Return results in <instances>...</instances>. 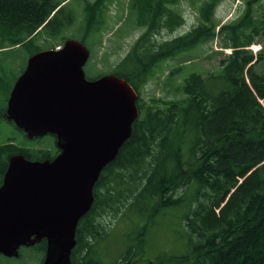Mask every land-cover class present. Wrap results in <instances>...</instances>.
<instances>
[{
  "label": "trees",
  "instance_id": "trees-1",
  "mask_svg": "<svg viewBox=\"0 0 264 264\" xmlns=\"http://www.w3.org/2000/svg\"><path fill=\"white\" fill-rule=\"evenodd\" d=\"M67 1L0 0V30L14 35L13 46H33L44 36L67 40L64 32L75 20ZM77 1L84 3L79 42L91 37L101 42L108 26L107 5L114 0ZM198 1V24L160 43L152 37L184 24L182 0H130L118 31L137 27L145 32L111 74L137 91L140 117L95 185L93 206L77 228L71 264H136L155 219L183 207L189 209L182 220L194 248L180 264H264V71L257 70L264 53L249 50L256 38L264 37V27L255 24L252 15L262 0H245L241 16L222 26L215 12L223 0ZM217 40L231 54L220 61L218 71L186 78L177 88L182 100L146 103L141 98L156 64ZM42 50L37 45L32 55ZM180 70L172 71L170 80ZM5 112L0 111V119ZM17 153L36 157L17 145L0 146V186L9 157ZM108 214L115 221L129 219L138 228L113 263L103 255V245L113 234L102 222ZM31 248L43 254L42 264L47 241ZM5 259L26 264L21 250L19 258Z\"/></svg>",
  "mask_w": 264,
  "mask_h": 264
},
{
  "label": "water",
  "instance_id": "water-1",
  "mask_svg": "<svg viewBox=\"0 0 264 264\" xmlns=\"http://www.w3.org/2000/svg\"><path fill=\"white\" fill-rule=\"evenodd\" d=\"M89 48L74 39L32 55L4 116L28 139L55 135L52 161L9 159L0 186V257L47 241L42 264H71L80 220L91 210L102 171L132 136L138 93L114 74L89 80Z\"/></svg>",
  "mask_w": 264,
  "mask_h": 264
},
{
  "label": "rangeland",
  "instance_id": "rangeland-1",
  "mask_svg": "<svg viewBox=\"0 0 264 264\" xmlns=\"http://www.w3.org/2000/svg\"><path fill=\"white\" fill-rule=\"evenodd\" d=\"M61 1V0H55ZM94 1V0H88ZM65 4L72 8L75 20L73 24L64 32V38L81 41L84 35L82 29L84 24V3L77 0H68ZM130 0H114L107 5L106 18L108 22L107 30L104 32L101 42L95 38H88L84 44L89 48L91 55L84 67L87 79L92 80L103 75L111 74L114 69L125 59L138 38L145 32L144 28L125 27L122 32L118 29L125 24L128 14ZM200 1L182 0L179 11L184 18V24L170 33L162 30L160 34L152 37L153 41L163 42L189 32L198 24V6ZM245 0H223L215 12V20L220 25L231 24L236 21L245 11ZM253 18L255 24L264 27V0L253 7ZM14 35H6L5 30H0V111L6 110L8 100L16 81L24 73L29 58L39 49L45 50L52 45H64L63 38L58 40L44 36L39 41L35 40L33 46L20 44L13 46ZM93 46V48L91 47ZM254 54L264 53V37L256 38L255 43L249 47ZM231 54V49H223L219 41L199 46L191 51H185L174 59L159 62L152 68L149 82L141 89V98L146 103H151L153 99L163 102L182 100L183 94L177 90L179 86L192 74H201L204 77L210 72L220 69V61ZM264 55V54H263ZM181 69L172 80L169 75L172 71ZM257 70L264 71V61L261 62ZM161 106V105H160ZM9 141L20 145H33L24 138L14 125L6 118L0 119V146ZM45 143L50 147L55 146L52 136H46ZM44 144V142H43ZM35 146V144H34ZM47 147V146H46ZM2 169V165L0 170ZM194 194V187L188 191V196ZM189 212L187 207L168 210L163 216L155 219L146 237V247L142 256L137 258L136 264H180L181 257L193 252V243L189 242L183 225V216ZM102 222L113 231L112 237L103 245V255L113 259L125 251L132 243L131 238L135 237L138 228L134 227L129 219L115 221L111 214L104 215ZM21 253L26 256V264H40L43 254L38 253L31 247L21 248ZM0 264H16L15 261H7L5 257H0Z\"/></svg>",
  "mask_w": 264,
  "mask_h": 264
},
{
  "label": "flooded vegetation",
  "instance_id": "flooded-vegetation-1",
  "mask_svg": "<svg viewBox=\"0 0 264 264\" xmlns=\"http://www.w3.org/2000/svg\"><path fill=\"white\" fill-rule=\"evenodd\" d=\"M9 122H12V121H9ZM12 123H13V122H12ZM12 125H14V123H13ZM14 127H15L19 132H21V134H22V136H23L24 138L28 139V138H27V135H26V133H25L24 131L18 129L15 125H14ZM46 136H48V135H46ZM46 136H43V137H37V138L31 139V140L28 139L30 142L34 143L35 146H34V144H33V145H27V146H26V145H23V146L20 145V146H19L18 144H15V142H12V141H11V142H8V143H9V144H13V145H17V146H19V148L27 150L28 152L31 153V155L33 154V155H35L36 157H35L33 160H31V159L27 158L25 155H23V154H21V153H17V154H14V155L21 154V155H23L26 159H28V160H30V161H39V162L52 161V160H54V159L60 154V150H59L58 147H57V139H56V136H55V135H51V134H49V136H52V137H53L54 144H55V146H52V147H50L49 144L45 143L44 139H45ZM43 142H44V144H43ZM8 143H7V144H8ZM46 146H47V147H46ZM14 155H12V156H14ZM12 156H11V157H12ZM38 156H43V158L41 159V158H39ZM11 157H9V159H10ZM9 159H8V162H7L6 170H5V172H4L3 176H2V179H1V182H2V183H3V179H4L5 173H6V171H7L8 165H9ZM2 183H1V185H2Z\"/></svg>",
  "mask_w": 264,
  "mask_h": 264
},
{
  "label": "built area",
  "instance_id": "built-area-1",
  "mask_svg": "<svg viewBox=\"0 0 264 264\" xmlns=\"http://www.w3.org/2000/svg\"><path fill=\"white\" fill-rule=\"evenodd\" d=\"M61 47H58L57 49L59 50Z\"/></svg>",
  "mask_w": 264,
  "mask_h": 264
}]
</instances>
